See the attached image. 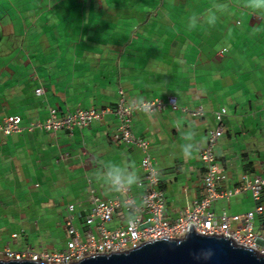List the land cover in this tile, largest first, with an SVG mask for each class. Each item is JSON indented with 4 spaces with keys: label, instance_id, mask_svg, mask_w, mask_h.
Listing matches in <instances>:
<instances>
[{
    "label": "crops",
    "instance_id": "obj_1",
    "mask_svg": "<svg viewBox=\"0 0 264 264\" xmlns=\"http://www.w3.org/2000/svg\"><path fill=\"white\" fill-rule=\"evenodd\" d=\"M120 90L128 106L175 98L180 107L136 111L132 122L159 171L167 221L204 197L201 152L217 112H227L215 151L222 190L264 178V9L248 0H0V124L22 117L20 133L0 134V251H64L68 219L84 232L94 199L122 201L124 188L144 194L143 152L112 139ZM78 109L113 112L56 134L30 129L50 110ZM110 174L138 180L114 188ZM256 206L246 193L212 210ZM130 218L123 208L109 228ZM255 231L264 235V213Z\"/></svg>",
    "mask_w": 264,
    "mask_h": 264
},
{
    "label": "built area",
    "instance_id": "obj_2",
    "mask_svg": "<svg viewBox=\"0 0 264 264\" xmlns=\"http://www.w3.org/2000/svg\"><path fill=\"white\" fill-rule=\"evenodd\" d=\"M43 91L38 90L37 94ZM121 101L115 112L119 119V126L115 130L112 139L116 142L132 144L143 152L141 168L145 175L143 183L144 194L136 199L130 193L129 188H124L125 199L115 201H102L94 199L92 208L84 220L85 231L79 232L74 224V216L67 221L70 240L67 248L55 253H35L27 250L24 253H14L8 249L0 251V260H29L45 264H74L90 257L108 256L112 254L127 253L142 245L162 239H181L193 226L196 233L204 236L225 237L235 244L245 247L264 256V235H258L255 231L257 216L264 213L262 199L264 196V178L253 181L249 176L242 177V185L222 190V183L226 175L221 172L215 151L223 134V118L226 110L217 112L216 127L208 132L207 143L201 152V160L204 164V197L195 203L192 209L186 211L176 222L166 219V196L161 189V179L156 163L149 151V143L138 138L133 131V117L136 111L154 114L171 108L178 111L177 100L169 98L167 102L161 100L147 101L142 104L126 105L124 92L120 90ZM194 118L204 115L200 109H181ZM111 109L75 110L61 114L57 110H50L49 118L43 122H37L30 129L56 134L62 130H71L74 127H88L95 121H101L106 114H112ZM22 117L10 116L0 124V134H18L22 130ZM251 194L257 203L255 210L244 215H230L226 211L216 214L212 210V204L219 200H230L240 194ZM125 208L131 215L125 226L111 229L109 224L114 216ZM236 225V227H234Z\"/></svg>",
    "mask_w": 264,
    "mask_h": 264
},
{
    "label": "water",
    "instance_id": "obj_3",
    "mask_svg": "<svg viewBox=\"0 0 264 264\" xmlns=\"http://www.w3.org/2000/svg\"><path fill=\"white\" fill-rule=\"evenodd\" d=\"M0 264L45 263L0 260ZM74 264H264V256L231 239L198 234L191 226L183 239L156 240L127 253L90 257Z\"/></svg>",
    "mask_w": 264,
    "mask_h": 264
},
{
    "label": "clouds",
    "instance_id": "obj_4",
    "mask_svg": "<svg viewBox=\"0 0 264 264\" xmlns=\"http://www.w3.org/2000/svg\"><path fill=\"white\" fill-rule=\"evenodd\" d=\"M248 6L253 7V8H259V9H264V0H248ZM213 18L211 22H214ZM193 145L192 144H188L182 147V151L184 153V155L186 156H190L192 153V149H193ZM138 180V177L134 174H128L126 177H121V175L119 174H110L109 175V181L111 182L112 186L114 188H119L120 186L123 185H132L134 183H136ZM264 197V196H263ZM183 239V238H181Z\"/></svg>",
    "mask_w": 264,
    "mask_h": 264
},
{
    "label": "rangeland",
    "instance_id": "obj_5",
    "mask_svg": "<svg viewBox=\"0 0 264 264\" xmlns=\"http://www.w3.org/2000/svg\"><path fill=\"white\" fill-rule=\"evenodd\" d=\"M187 13L183 15V20H186L187 19Z\"/></svg>",
    "mask_w": 264,
    "mask_h": 264
}]
</instances>
